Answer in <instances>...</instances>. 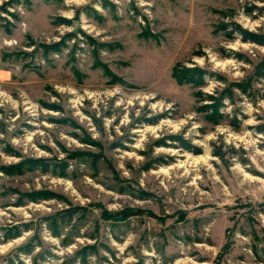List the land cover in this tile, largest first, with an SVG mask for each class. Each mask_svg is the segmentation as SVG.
<instances>
[{
    "label": "rangeland",
    "instance_id": "rangeland-1",
    "mask_svg": "<svg viewBox=\"0 0 264 264\" xmlns=\"http://www.w3.org/2000/svg\"><path fill=\"white\" fill-rule=\"evenodd\" d=\"M231 21L264 35V0H0V264H264V45Z\"/></svg>",
    "mask_w": 264,
    "mask_h": 264
},
{
    "label": "trees",
    "instance_id": "trees-1",
    "mask_svg": "<svg viewBox=\"0 0 264 264\" xmlns=\"http://www.w3.org/2000/svg\"><path fill=\"white\" fill-rule=\"evenodd\" d=\"M66 22L67 20H63ZM229 25L231 27L229 28ZM216 31H221L225 36L232 38L237 33L240 35V38L243 41H251L258 44L264 45V35H259L253 32H250L246 28H243L240 26V24H237L233 21L229 23H221L217 24L215 27ZM207 74V71L199 66H185V65H177L173 70V75L176 78L178 82H189L195 87H200L205 83V75ZM212 74V73H209ZM231 85L239 89L240 91L244 92L248 89V85L244 84L242 82H234ZM224 92H227L229 95H231L230 89H224L220 92L219 96H214L210 93L203 92L201 90H197L195 92V96L197 97L198 101H205L209 100V102H205L204 104H201L196 108L197 111H204L208 112L205 116L208 120L217 122L221 119L223 116L221 112H219V107L221 104V99L224 98ZM171 139H180L178 136H171ZM181 146L184 148H192L190 144H188L187 141L181 140ZM18 234H10L5 235L3 237V241H6L10 238L16 237ZM24 252H28L25 248H21ZM25 249V250H24Z\"/></svg>",
    "mask_w": 264,
    "mask_h": 264
}]
</instances>
